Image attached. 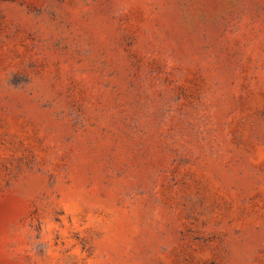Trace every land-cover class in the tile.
I'll return each mask as SVG.
<instances>
[{
    "label": "rangeland",
    "instance_id": "rangeland-1",
    "mask_svg": "<svg viewBox=\"0 0 264 264\" xmlns=\"http://www.w3.org/2000/svg\"><path fill=\"white\" fill-rule=\"evenodd\" d=\"M0 264H264V0H0Z\"/></svg>",
    "mask_w": 264,
    "mask_h": 264
}]
</instances>
